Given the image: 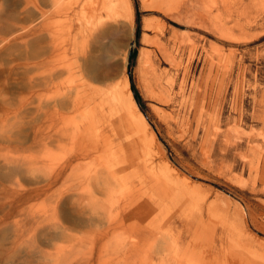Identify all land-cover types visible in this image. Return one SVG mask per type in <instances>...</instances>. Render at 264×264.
Here are the masks:
<instances>
[{
    "label": "rangeland",
    "instance_id": "obj_1",
    "mask_svg": "<svg viewBox=\"0 0 264 264\" xmlns=\"http://www.w3.org/2000/svg\"><path fill=\"white\" fill-rule=\"evenodd\" d=\"M17 1L0 0V264H264V0H131L133 23L112 21L119 32L92 82L127 75L133 91V77L154 137L134 123L114 125L125 115L117 108L111 121L95 116L93 128L78 114L85 122L73 139L65 110L58 142L52 108L76 84L73 66L92 52L86 33L70 42L91 0H57L56 8L53 0ZM50 23L60 46L54 59L41 31ZM52 69L61 70V86H52ZM125 156L132 164L114 173L112 161ZM145 160L160 170L158 182Z\"/></svg>",
    "mask_w": 264,
    "mask_h": 264
},
{
    "label": "bare ground",
    "instance_id": "obj_2",
    "mask_svg": "<svg viewBox=\"0 0 264 264\" xmlns=\"http://www.w3.org/2000/svg\"><path fill=\"white\" fill-rule=\"evenodd\" d=\"M20 1V0H19ZM19 1H17V2H19ZM27 2H25V0H24V2H25V4L26 3H32L33 1L32 0H26ZM22 2H23V0L21 1V4H22ZM24 2H23V4H24ZM36 2H37V0H36ZM9 3V2H8ZM37 3H39V2H37ZM58 1L57 0H53L52 1V4H53V7L54 8H56V7H58L59 5H58ZM20 4V3H19ZM22 4V5H23ZM37 5V4H36ZM28 6V5H27ZM38 6V5H37ZM41 6V5H40ZM26 7V6H25ZM35 7V6H34ZM39 7V6H38ZM8 10H10V8H7ZM27 9H28V7H27ZM26 9V10H27ZM35 9L37 10V7H35ZM62 9V6H60V8H59V10H54V12L56 13V12H59L60 10ZM5 10V9H4ZM25 10V8L23 9V11ZM29 10V9H28ZM39 15L40 16H44L46 13L44 12V10H42L40 7H39ZM7 11V10H6ZM30 11H31V9H30ZM38 12V11H37ZM34 13H36V12H34ZM52 13V12H51ZM77 13V12H76ZM4 14H5V12H4ZM48 14H49V12H48ZM6 15V14H5ZM5 15H4V18H7L9 15H11L10 14V12H9V15H6L7 17H5ZM28 15H31V13L30 14H28ZM35 15V14H34ZM80 15V16H79ZM134 15H135V13H134V9H133V5H132V2H131V0H91V2L90 3H87V4H85V6L83 7V9H82V12L80 11L79 13H77L76 14V16L78 17V20H76V21H78L77 23H76V30H78V31H76V35L75 36H73V41H70L71 42V45H76L77 44V42H78V40H77V35H78V33L79 32H83V33H88L87 35L85 34L84 36L86 37V36H88V38H89V36H91L92 37V41H93V48H92V52L90 53V54H88L89 55V58L87 59L86 57L88 56L87 54V56L85 55V57H81L80 58V62L77 60V61H75L74 62V64L75 63H77V62H79L78 64H75L74 66H73V68H72V70L74 71H72V75H73V77H74V75L76 76V80H73V79H71L70 78V76H69V78H70V81H71V83H73V82H76V84L75 85H72V87H70L69 88V90H66V95H65V97H63V100H61V97H60V99H58V98H56V101H55V103L53 104V108H52V130H54L53 131V134H52V136H53V139H54V141H56V142H58L59 141V133H60V128H59V114L62 112V111H65V110H67V112H71L72 114H73V116H71V118H70V124H71V122L73 121V122H75L74 123V131H71V129L69 128V130L72 132V133H74L75 131H77V129L79 130V128H80V126H81V124L82 123H84L85 121H90V120H87L88 118H90L91 120L92 119H95V116L97 117L98 115H99V117L101 118V120L102 121H104V120H106V121H111V120H107V119H111V117L109 116L110 114H111V116L114 114V110L115 109H117V108H122L124 111H125V115H122V116H119L118 117V119L117 120H119V122L121 121V120H123L124 119V121L123 122H121V123H119L117 120H116V122L119 124H114L115 122H114V120H115V118H114V120H113V117H112V124H114V125H117V126H120V125H124V126H128V125H134V124H136V125H138L139 127V129H143V131H146V133L145 132H143V133H145V134H147V133H149V131H147L148 130V123H147V121H146V118H145V116H144V113L142 112V110L140 109V106H139V103H138V101L136 100V98H135V96H134V93H133V91H132V88H131V84H130V79H129V77L126 75V77H124V78H122V79H120V78H118V77H116L115 78V80H113V78H114V76H113V78L111 77L110 78V80H108V81H106V80H104V81H106V82H104L103 84H100V85H94L93 84V82L92 81H95V80H93V79H96V77L99 75V69L100 68H104V67H101L102 65H105L106 64V61H108V51H112L113 49H111L112 47H113V44H112V40L115 38V36L118 34V28L114 25V23H112V21H117V22H119V21H121V19H123V20H125V18H126V16L128 17V21L130 22L129 24H131L132 25V23H133V19H134ZM19 16H20V12H19ZM18 16V17H19ZM39 16V17H40ZM52 15H47V17H51ZM75 16V15H74ZM1 17V16H0ZM15 18L14 20H16V19H20V18ZM30 17V16H29ZM29 17H26V18H29ZM45 18H46V16H45ZM74 18V17H73ZM22 20H24L23 19V17L21 18ZM50 19V18H49ZM49 19H47V20H49ZM120 19V20H119ZM11 20H9L8 21V23H6V24H9V22H10ZM19 21V20H18ZM25 21H26V19H25ZM24 21V22H25ZM40 21H43V19L41 18V20ZM5 22H7V19H5ZM15 22V24H17L18 25V23L19 22H17L16 23V21H14ZM47 22V21H46ZM46 22H45V25H46ZM49 22H51L50 20H49ZM39 23V22H38ZM37 23V24H38ZM52 23V22H51ZM50 23V28H48V27H46L45 26V28L44 29H42L41 31H42V33H44L45 32V34L46 33H48V35H49V38H50V47H49V49H51V50H49V51H51V53H49L50 55H49V57L51 56L52 57V54L53 55H55V54H58L59 52H57V50L59 49V43H58V38H57V36H56V34H54V28H56L57 29V27H53L52 25L53 24H51ZM72 24H74V22H71ZM116 23V22H115ZM124 23V22H123ZM122 23V24H123ZM23 24V23H22ZM36 24V25H37ZM10 25V24H9ZM42 25V24H41ZM49 25V24H48ZM54 25H56V24H54ZM119 25H121V24H119ZM52 26V27H51ZM69 26H70V28H71V26L72 25H70L69 24ZM30 28V27H29ZM43 28V27H42ZM52 28L54 29V30H52ZM36 29V28H35ZM45 29H48L49 31L47 32ZM129 29H130V27H129ZM27 30H28V28L26 29V31L25 30H23V31H25V32H27ZM31 30H34V29H31ZM45 30V31H44ZM38 31H40V30H38ZM57 31V30H56ZM122 31V30H121ZM123 32H125V31H123ZM35 33H38V32H35ZM122 33V32H121ZM128 33V32H127ZM208 33V32H207ZM39 34H41L40 32H39ZM38 35V34H37ZM42 35V34H41ZM41 35H39V36H41ZM123 35V34H122ZM83 36V35H82ZM123 36H125V35H123ZM40 38V37H39ZM78 38H79V36H78ZM70 39H71V37H70ZM89 40H90V38H89ZM60 42V41H59ZM76 43V44H75ZM60 49H62V48H60ZM121 51V50H120ZM57 52V53H56ZM55 53V54H54ZM85 54V53H84ZM84 54H83V56H84ZM40 55V54H39ZM56 56H58V55H56ZM56 56H54L55 58H56ZM124 58L123 59H125V62H127V51L125 52V54H124ZM169 56H171V55H169ZM78 57V56H77ZM80 57V56H79ZM79 57H78V59H79ZM123 57V56H122ZM194 58V57H193ZM52 59H54L53 57H52ZM51 59V60H52ZM81 59H82V61H81ZM190 60V59H189ZM123 61V60H122ZM180 61H182V60H180ZM124 62V63H125ZM176 62V61H175ZM174 62V63H175ZM150 63H152V62H150ZM149 63V64H150ZM54 64V63H53ZM58 64V63H57ZM56 64V65H57ZM127 64V63H126ZM126 64H124V65H126ZM55 65V64H54ZM55 65V66H56ZM59 65V64H58ZM155 64H153V66H154ZM62 66V65H61ZM151 66H152V64H151ZM174 66V65H173ZM175 66H176V63H175ZM178 66H180V64L178 65ZM191 66V65H190ZM59 67H60V65H59ZM58 67V69H60ZM108 67V66H107ZM177 67V66H176ZM175 67V68H176ZM53 68V67H52ZM55 68V67H54ZM63 68V67H62ZM178 68V67H177ZM106 69V68H105ZM187 69H188V67H187ZM55 70V71H54ZM63 70V69H62ZM65 70V69H64ZM145 70H146V68H145ZM52 71H53V73H51V75L52 76H54V77H52L51 78V81L50 82H52L54 85H52V86H55V87H57V85H59V86H61V83H59L58 82V77H60V76H56L58 73H62V72H60V71H58V70H56V69H52ZM51 71V72H52ZM154 71V70H153ZM150 72H152V71H150ZM155 72V71H154ZM156 72H157V70H156ZM156 72H155V75L157 76L158 74H156ZM175 72V71H174ZM63 73H65L66 74V72H63ZM145 73V72H144ZM147 73V72H146ZM145 73V74H146ZM149 73V72H148ZM158 73V72H157ZM171 73V72H170ZM169 73V74H170ZM177 73H180V72H177ZM182 73V72H181ZM68 74V73H67ZM85 74V75H84ZM125 74V73H124ZM160 74V73H159ZM165 74H167L166 72H165ZM63 75V74H62ZM86 75H88L89 76V80H85V82L83 81L84 79H85V76ZM122 75V74H121ZM149 75H150V73H149ZM148 75V76H149ZM152 75V74H151ZM163 75H164V73H163ZM171 75V74H170ZM170 75H169V77H168V79H171L170 78ZM118 76H120V75H118ZM148 76H146L147 78L146 79H148L149 77ZM167 76V75H166ZM163 77V76H162ZM144 78H145V76H144ZM161 78V77H160ZM173 78H175V77H173ZM106 79V78H105ZM108 79V78H107ZM151 79V78H150ZM184 79V78H183ZM183 79H182V81H183ZM166 80V79H165ZM164 80V81H165ZM187 80V79H186ZM145 81V80H144ZM149 81V79L148 80H146L145 82H148ZM158 81V80H157ZM163 81V80H162ZM177 81V80H176ZM96 82V81H95ZM71 83H69L68 84V86H70L71 85ZM97 83V82H96ZM150 83V82H149ZM167 83V82H166ZM98 84V83H97ZM146 84V83H145ZM161 84V83H160ZM173 84V83H172ZM180 84H182V83H180ZM179 84V85H180ZM148 85V84H147ZM162 85V84H161ZM168 85V84H167ZM166 84H165V86H167ZM174 85H175V83H174ZM177 85V84H176ZM149 86V85H148ZM151 86V85H150ZM149 86V88L150 89H153L154 91H155V89L157 88H153V86H152V88ZM156 86H157V82H156ZM170 86V85H169ZM155 87V86H154ZM161 87V86H160ZM180 87H182V86H180ZM160 89V91L162 90L163 91V88L161 87V88H159ZM170 89V88H169ZM168 89V90H169ZM165 90V89H164ZM167 90V91H168ZM172 90H175V89H172ZM180 90H181V88H180ZM177 91V90H176ZM153 91H151V93H152ZM166 92V91H165ZM169 93H170V90L168 91ZM183 92H185V91H183ZM154 93H156V92H153L152 94H154ZM158 93V92H157ZM176 94V93H175ZM178 94V93H177ZM176 94V95H177ZM158 96H160V94L158 95ZM167 97L166 95H163V97ZM170 96H172V95H170ZM170 96H169V98H170ZM178 96V95H177ZM180 96V95H179ZM155 97V96H154ZM156 97H157V95H156ZM174 97V96H173ZM158 98V97H157ZM168 98V97H167ZM168 98V99H169ZM172 98V97H171ZM159 99V98H158ZM162 99H161V97H160V100H158L159 102L161 101ZM165 100H167V99H165ZM163 101V100H162ZM164 102V101H163ZM78 114H83L85 117H86V119H85V121L84 122H82V123H79L77 120H76V117H78ZM93 114H95V115H93ZM88 115V116H87ZM108 116L110 117V118H108ZM127 116V117H126ZM107 118V119H106ZM105 121V122H106ZM91 122H94L93 120L92 121H90V122H88V124L90 125L91 124V126H92V128H93V125H95L94 123L92 124ZM114 122V123H113ZM104 123V122H103ZM111 123V122H110ZM134 123V124H133ZM83 125V124H82ZM110 125V124H109ZM84 126H87V125H84ZM141 126V127H140ZM70 127H72V125L70 126ZM113 127V126H112ZM116 127V126H115ZM137 127V126H136ZM87 129H89L88 128V126L86 127ZM84 129V131L85 130H87V129ZM116 129V128H115ZM69 131V133H71ZM151 131V130H150ZM72 133H71V136H72ZM152 133V132H151ZM77 133L75 132L74 134H73V136H72V138L74 139V136L76 135ZM150 134V133H149ZM148 135V134H147ZM152 135H153V133H152ZM152 135H148L147 136V138L149 137V138H151L152 137ZM77 136V135H76ZM146 136V135H145ZM144 136V137H145ZM139 137V136H138ZM153 137H154V135H153ZM148 138V139H149ZM146 139V138H145ZM144 139V140H145ZM147 140V139H146ZM150 140V139H149ZM148 140V142H149V144L150 143H152V141H154V138H153V140H151V141H149ZM132 142H134V141H132ZM131 142V143H132ZM154 143V142H153ZM102 145V144H101ZM151 145V144H150ZM153 145V144H152ZM151 145V146H152ZM95 146H99V145H95ZM153 147V146H152ZM93 148V147H92ZM148 148H150V147H148ZM85 150V149H84ZM88 150V149H87ZM93 150L95 151V148H93ZM98 150V147H96V151ZM78 151H80V150H78ZM77 152V151H76ZM81 152H85V151H81ZM91 152V151H90ZM93 152V151H92ZM152 152V151H151ZM79 153V152H78ZM87 153H89L88 151H87ZM145 153H147L146 151H145ZM90 154V153H89ZM88 154V155H89ZM144 154V153H143ZM72 155V154H71ZM78 155V154H77ZM81 155V154H80ZM84 155V154H83ZM82 155V156H83ZM86 155V154H85ZM149 155V154H148ZM147 155V157L145 156V154L143 155L144 157H146L145 159H148L150 156H148ZM87 156V155H86ZM74 157H75V155H74ZM84 157V156H83ZM129 157V156H128ZM134 157V156H133ZM69 158V157H68ZM79 158V157H78ZM81 158V157H80ZM122 158H124L123 160H121V158H119V160L121 161L120 163H115V162H118V161H115L114 162V160L112 161L113 162V165L114 164H116V165H114L113 167H112V170L113 171H118V172H114V173H117V174H119V173H121L122 171V169H123V171H124V168L126 169V167L125 166H129V165H131L132 164V160H134V158L132 159V157L131 158H127L126 156L125 157H122ZM135 158H137V157H135ZM140 157H138V159H139ZM151 158V157H150ZM118 159V158H117ZM153 159V158H152ZM69 160H71L70 158H69ZM144 160V159H143ZM153 161H154V159H153ZM152 160H151V162H153ZM143 162H145L144 163V168H148V170L149 171H151L152 172V175L151 176H155V178L154 177H152L153 179H155V182H158L159 181V179H160V177H156L157 176V174H158V172L160 171L159 169H156L157 167L155 166L156 164H154V165H150V163L147 161V160H145V161H143ZM156 162V161H155ZM167 162V161H166ZM134 163V162H133ZM157 163V162H156ZM168 163V162H167ZM166 163V164H167ZM111 164V163H110ZM141 164V163H140ZM159 164V163H158ZM62 165H64V164H62ZM71 165H73V163H72V161H68L67 163H66V167L67 166H70L71 167ZM112 165V164H111ZM164 165V164H163ZM158 166V165H157ZM62 167L63 166H61L60 167V169H58V170H62ZM65 166H64V168H66ZM160 167V166H159ZM158 167V168H159ZM162 167V166H161ZM164 167H165V165H164ZM170 167H172V166H169V168ZM120 168H122V169H120ZM143 168V169H144ZM173 168V167H172ZM118 169H120V171L121 172H119V170ZM164 169H166V168H164ZM111 170V169H110ZM159 170V171H158ZM162 170V169H161ZM167 170H168V167H167ZM167 170H164L163 171V173H160V175L161 176H163L164 178H165V176L167 177L166 179H173V181H175V180H178V182H181V181H183V180H179V178L177 179V178H175L174 176L171 178L170 176H172V175H169V172L167 171ZM113 171H111V172H113ZM144 171H146V170H144ZM155 171H157V172H155ZM175 171V169L173 168V171L172 172H174ZM63 172V171H62ZM64 173V172H63ZM177 173V172H176ZM113 174V173H112ZM170 174H171V171H170ZM53 174H51V176H52ZM61 175V171H57V172H55L54 173V175H53V178H51L52 180H54V178L55 179H57L59 176ZM63 175V174H62ZM61 175V176H62ZM111 175V174H110ZM116 175V174H115ZM173 175H175V173L173 174ZM55 176V177H54ZM111 176H113V175H111ZM179 176V175H178ZM48 177H50V176H48ZM147 178V177H146ZM184 178H185V176H184ZM188 178V177H187ZM157 179V180H156ZM58 180V179H57ZM187 180H189V179H187ZM50 181V180H49ZM154 181V180H153ZM189 181H191V180H189ZM188 181V182H189ZM51 182V181H50ZM143 182H145V181H143ZM185 182V181H184ZM184 182H182V183H184ZM49 184V183H48ZM189 184H190V182H189ZM51 184H49L48 185V187L50 186ZM155 185V184H154ZM154 185L151 187V189L152 188H155L154 187ZM185 185H187V181H186V184ZM37 187H39V186H37ZM46 187V186H45ZM187 187V186H186ZM189 187V186H188ZM192 187V186H191ZM191 187H189L191 190H192V188ZM40 188V187H39ZM43 187H41L40 189H42ZM35 189V188H34ZM34 189H32V190H34ZM38 189V188H37ZM44 189L45 188H43L42 190H38V191H44ZM194 189V188H193ZM31 190V191H32ZM46 190H47V188H46ZM35 191V190H34ZM152 191H154V190H152ZM35 193V192H34ZM40 193V192H39ZM38 193V194H39ZM153 193V192H152ZM25 194V193H24ZM23 194V195H24ZM31 194L33 195V193L31 192ZM26 195V194H25ZM31 195V196H32ZM35 195V194H34ZM27 196H30V194L29 195H26V197ZM21 197H22V195H21ZM142 198V197H141ZM150 198V199H149ZM148 198V200L150 201V203L151 204H153V205H156V206H158V205H160V199H159V201L154 197H149ZM21 199V198H20ZM22 199H24V197H22ZM28 199V198H27ZM68 200V199H67ZM18 201H20V200H18ZM17 201V202H18ZM23 200H21L20 202H22ZM141 201H143V198L142 199H140V200H138L137 202H136V204H138V203H142ZM67 202V201H66ZM167 215V214H166ZM166 215H164V216H166ZM169 215V214H168ZM167 215V216H168ZM170 215H171V213H170ZM173 215V214H172ZM72 216V215H71ZM163 216V217H164ZM167 216L165 217V218H163V219H165L166 221L169 219V217L167 218ZM173 217H174V215H173ZM71 218V217H70ZM167 218V219H166ZM170 218H171V216H170ZM72 220H76V219H73V218H71ZM173 219V218H172ZM172 219H170V220H172ZM164 220V221H165ZM165 221V222H166ZM169 221V220H168ZM141 228H143L142 230H141ZM140 229V230H139ZM138 229V231H141V232H143V235L144 234H146V236L148 235V236H150V234H151V232L153 231V229H151L150 231V233L148 232H144L143 230H148L149 231V229H145L144 227H140ZM137 231V232H138ZM140 232V233H141ZM153 233H155V231L153 232ZM152 233V234H153ZM151 234V236L153 237L155 234H153L152 235ZM150 236V237H151ZM40 252L42 251V250H39ZM38 251V252H39ZM13 253H15V251L13 252ZM13 255H15V254H13ZM42 255H44V254H42ZM11 256H12V252H11ZM25 260V259H24ZM23 260V261H24ZM27 260V259H26ZM23 261H22V263H23ZM29 261V260H28ZM36 262V261H35ZM34 262V263H35ZM24 263H26V262H24ZM29 263V262H28ZM30 263H31V261H30ZM33 262L31 263V264H34ZM189 264H195L193 261H190L189 262Z\"/></svg>",
    "mask_w": 264,
    "mask_h": 264
},
{
    "label": "trees",
    "instance_id": "obj_3",
    "mask_svg": "<svg viewBox=\"0 0 264 264\" xmlns=\"http://www.w3.org/2000/svg\"><path fill=\"white\" fill-rule=\"evenodd\" d=\"M138 15H139V12H138ZM140 33H141V25H140V20L138 18L137 36H140ZM134 55H135L134 52H132V54H131V60L132 61H133ZM131 80H132V87H133L134 96H135L136 100L138 101L140 107L145 110V107H144L143 101H142V97H141L139 91L136 89L135 84L133 82V77H131Z\"/></svg>",
    "mask_w": 264,
    "mask_h": 264
}]
</instances>
